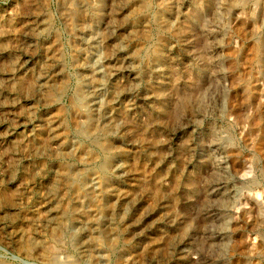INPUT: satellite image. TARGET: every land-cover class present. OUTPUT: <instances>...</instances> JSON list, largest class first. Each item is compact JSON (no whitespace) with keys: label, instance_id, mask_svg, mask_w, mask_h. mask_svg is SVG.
<instances>
[{"label":"rangeland","instance_id":"rangeland-1","mask_svg":"<svg viewBox=\"0 0 264 264\" xmlns=\"http://www.w3.org/2000/svg\"><path fill=\"white\" fill-rule=\"evenodd\" d=\"M262 1H250L241 7V9L243 8L241 11L240 6L229 9V0H150L148 9H146L147 16L146 18L143 17V23H145V26L147 24L146 27L149 29V34L145 38H141L134 32L139 28L133 26L136 21H140L135 18L139 16L141 11L138 0H88L89 3H93L96 6L100 5L99 15L88 13L87 8L82 7L81 1H76L73 6L78 12L76 17L78 21L75 24L67 22L66 19L64 20L62 16L63 6L60 0H0V22L3 23L0 50L8 52V55L10 54L9 59H6V55H4L5 57L2 56L4 59L2 58L3 61H0V68L2 69L0 73L3 74L5 72V75H9L11 83H15V81L24 83L34 78L36 85L40 86V88L42 87L41 89L57 94L56 101H54L46 99L47 93L40 96L33 90L17 88V83L12 88L11 86L1 87L2 105H0V108L3 109V114L7 113L9 116L6 115L7 119L0 126V131L2 132L15 126H22L25 128L24 134L29 135V142L39 143L47 136L45 122L51 116L55 120L57 127L55 134H58L57 139L44 141V149H38L37 151L27 145L29 142H25L20 151L17 148L12 154L13 166L9 163L8 152H11L12 147L16 148L17 140L20 137H13L9 142L5 143L7 147L4 153L6 161L4 163L0 161V179H2L3 184L0 189V264H53L48 260L49 257L43 256V248H45L46 254L51 251V248L64 249L72 264H264V242L260 240V236L255 232L258 224H261V221L263 222L264 220V76L257 65L260 41L264 38V21L262 22L258 17V7ZM163 2H167L168 6L162 7L161 4ZM29 3L31 8L36 9L30 8L28 14L20 13L19 5ZM10 12L12 13L10 22L13 32L6 26ZM109 13L112 14V18L109 17ZM157 18L167 21L170 26L179 23L183 28L181 33H170L160 27H156ZM41 20H44L46 25L45 27L42 26V30L37 33L33 30V27L37 28ZM28 28H32L33 32L28 31ZM159 40L164 41L166 48H170L168 52L166 51L161 55L162 58L159 59L161 60L159 62L168 64L170 62L169 59H172L171 63L177 70V75L184 82H186L184 75L186 76L188 68H191L190 75H192L193 81L182 85L180 89L183 93L189 92L188 95H191L194 101L192 104L194 112L191 116L182 105L185 113L183 111L179 113L181 117L173 125L175 128L172 127L171 129L168 126L165 129L156 124L155 115L150 113L152 109L150 105H155L157 101L149 95H151L150 91L155 90L158 83L156 75H153L155 73L151 72V68L150 73L144 79L140 71H134L133 74L136 75L137 82L134 85H130L129 88L123 89V85L127 82L128 72L124 73L123 78L119 76L115 79L112 85H108L109 87H104L98 94L99 103L104 105L109 90L114 91V89L119 93H126L124 96L126 101L123 100L125 105L123 101L116 103V107L120 108V116L116 115L115 110L119 109L114 106H111L112 109L106 110L108 112L107 115H112L113 117L110 121L109 118L102 120L89 115L95 121L93 122L94 127L90 129L91 132L96 134V132L100 131L101 139L107 141L111 146L110 151L107 153L109 162L105 168L104 175L109 190L103 194L100 192L99 172L96 167L87 162L89 159L99 161L101 153L92 145L88 134L87 136L81 133L78 134L74 128L77 121L79 122L81 119L75 115L71 100L77 98L83 107L84 105L87 106L89 101L78 95L80 94L79 88L82 85L83 89L86 85L90 88L97 84V81H84L86 78L84 76L87 74L84 62L99 66L101 71L104 69L100 73V78H97L99 82L102 81L101 83H104L106 82L109 68V64H107V46L111 42L119 47L121 51L126 49L133 51L134 48L153 46ZM15 44H22L24 48L14 47ZM188 45L191 48L187 47ZM202 45L204 47H201ZM204 51H208L211 56L209 58L216 60L218 66L220 65L218 73L213 72L215 74L213 77H209L203 65ZM152 62L149 66L152 65ZM45 63L59 67L58 70L62 72L59 71L60 75L57 76L53 72L52 74L50 71H46L47 69H44L46 72L43 71ZM17 65H21L19 69H17ZM186 65L188 66L185 67ZM39 69H42L43 73H45L41 75L42 72L40 73ZM58 84L61 85L58 86ZM133 102H136V104L131 106ZM126 104L132 108V114L130 115L124 114L121 109L123 107L127 108ZM81 109L83 110V108ZM65 110H67V113ZM104 111L103 108L99 110L101 116ZM107 115L104 117H107ZM103 123L106 124V127L111 123L114 129L108 132L107 129H103L106 128ZM142 128H146L147 136L155 133L160 134V139L164 142V146L156 149L154 154L156 155L158 152L161 155V161H158L153 155H149L145 151L146 148L139 143L137 136L133 138L132 143L127 139L126 135H128V132L135 135V131ZM213 132L220 140L214 141L210 139V135ZM188 135L189 142L186 141V136ZM180 147H186L187 150L191 149V159L186 160L183 164L180 160H182L184 154L181 152ZM220 149H224L222 154H220ZM95 150L98 151L96 152ZM51 154L52 156H50ZM185 154H189V152ZM250 160L252 164L247 168L248 164L245 165V163ZM64 165L74 167L79 174L85 171L83 177L78 176V178L80 177L79 183L83 181L84 185L87 181V184L91 178H95L98 182L96 185L97 191H99L97 198H83L84 207L92 210L89 216L91 215L90 217L97 219L103 218L104 211L102 207L106 203L116 204L123 196L129 195L131 188L138 182L135 177L129 178L124 172L116 171V167L123 166L127 168L128 166H133V169H136L135 173H138L140 178L145 176L146 179L152 180L157 179L158 167L168 169L167 175L159 179V181L170 184L173 178L176 177L174 179L175 182H180L179 185L181 186L176 192L179 202H182L184 206L178 208V214L180 215L182 211H185L186 215L192 213L191 217L193 220L191 223L195 227H187L184 236L176 238L173 241V247L167 253L160 251L156 254H151L144 249L148 240L157 236L155 232L159 233L158 229L169 231V226L166 224H159L157 229H148L144 225L141 229L142 231L137 230V234L130 236L127 241L119 242L120 245L117 244L113 248L114 250L108 248L109 241L104 238L105 235L99 227L95 228V231L88 229L87 233L91 235L90 240L96 250L92 253V258L81 256L79 250L75 249V247L72 248L69 245L70 243L66 242L63 245L53 243L55 240L47 234L45 224L40 220L43 218V213L34 214L33 210L38 204L40 205L43 196L42 191L46 184L57 178ZM212 170L217 173V176L213 178L211 176L210 179L213 180V184L210 183L207 186L208 182L204 181L206 180L204 176L208 172L212 173ZM7 171L11 173L9 179L6 178ZM191 175L199 182V188L196 192H189L185 188L186 180ZM104 177L101 178V181L104 180ZM251 180L253 181L248 183ZM21 183L22 185L26 183V186H22ZM215 184H218V186ZM77 186L78 184H74L71 191H75ZM22 188L26 191H23ZM223 189L227 192L229 189L235 190V193L232 192L235 195L234 198L230 197V201L226 202L227 204H222L219 200L220 196L218 193L221 190L224 191ZM14 190L18 192L14 195V201L2 199L3 195L10 196ZM206 191L210 192V194H207ZM19 193L21 195L17 196L16 194ZM15 202L20 206V211H11L8 208ZM145 204L151 206L148 199H145ZM159 207L154 208V210L159 209ZM100 209L101 211L99 212ZM123 211L113 216L115 223L122 222L123 218L132 212L129 207L124 208ZM204 213L211 215L212 220L207 218L204 222ZM155 217L161 216L155 215ZM216 217L225 218V225H217L215 222ZM25 229L36 230V236L38 239L43 238L42 241L45 242H42V244L46 247L40 248L35 243H26L25 235L19 237L22 233L12 243H7V236H11L9 231L14 233L15 231H25ZM76 230V228L70 226L66 232L67 234H73ZM82 233L83 231L78 232V236L80 235L81 237L80 243L86 242V239L81 236ZM224 233L227 234L223 235ZM224 236H227V239H224ZM221 238L226 241V244L220 253L216 248L218 243H222L220 242ZM23 247L26 248V253H24Z\"/></svg>","mask_w":264,"mask_h":264},{"label":"bare ground","instance_id":"bare-ground-1","mask_svg":"<svg viewBox=\"0 0 264 264\" xmlns=\"http://www.w3.org/2000/svg\"><path fill=\"white\" fill-rule=\"evenodd\" d=\"M52 1V0H51ZM76 1H81V3L83 4L82 7L87 8L88 13H91L92 15H99L100 14V5L96 6L93 3H89L88 0H60L63 9H62V16L64 18V20L66 19L67 22L71 23V24H75L76 21H78L76 19L78 12L76 11V9L74 8V3ZM100 1V0H99ZM132 1V0H131ZM150 0H138L139 5L141 6V11L139 16L135 17L137 20L140 21H136L135 25L133 24V26L138 27L139 29H136L134 32H136L139 37L141 38H145L148 34H149V29L145 23H143V17L146 18L147 16V10L148 9V2ZM163 1V0H162ZM167 1V0H166ZM179 1V0H177ZM204 1V0H203ZM256 2L258 0H229L228 4H229V9L230 8H235L237 6H240V10L242 11L241 7L244 6L245 4H247L248 2ZM36 2V1H35ZM59 2V1H57ZM174 2V1H173ZM220 2V1H219ZM225 2V1H224ZM223 2V4H224ZM106 3V2H104ZM259 3V2H258ZM88 4V5H87ZM113 4V2H112ZM152 4V3H151ZM156 4V3H155ZM159 4V3H158ZM170 4V3H169ZM173 4V3H172ZM31 4H21L19 5V8L21 11H19L20 13L23 14H28L29 9L31 8L30 6ZM79 5V4H78ZM136 5V4H135ZM175 5V4H174ZM180 5V4H179ZM59 6V5H58ZM104 6V5H103ZM157 6V5H156ZM162 7H167L168 3L167 2H163L161 4ZM184 6V5H183ZM185 6H187L185 4ZM191 6V5H190ZM248 6V5H246ZM252 6V5H251ZM108 7V6H107ZM250 7V5H249ZM33 8V7H32ZM31 8V9H32ZM102 8V7H101ZM134 8V7H133ZM169 8V7H168ZM218 8V7H217ZM251 8V7H250ZM259 13H258V17L259 20H261L262 22L264 21V0L260 3L259 7ZM36 8H33V10H35ZM58 9V8H57ZM56 9V10H57ZM78 9V8H77ZM103 9V8H102ZM129 9V8H128ZM170 9V8H169ZM175 9V8H174ZM177 9V8H176ZM181 9V8H180ZM197 9V8H196ZM237 9V8H236ZM235 9V10H236ZM79 10V9H78ZM156 10V9H155ZM192 10V9H191ZM194 10V9H193ZM112 11V9H111ZM149 11V10H148ZM127 12V11H126ZM125 12V13H126ZM131 12V11H130ZM139 12V11H138ZM152 12V11H151ZM162 12V11H160ZM177 12V11H176ZM237 12V11H236ZM45 13V12H44ZM136 14V13H135ZM150 14V13H149ZM185 14V13H184ZM250 14V13H249ZM87 15V14H85ZM103 15V14H102ZM221 15V14H220ZM9 18L6 21L7 23V27L11 29V31L13 32V29L11 27V22L10 20H12V18H10L12 16V13L10 12L8 14ZM44 16V15H43ZM155 16H157L155 14ZM228 16V15H227ZM38 17V16H37ZM42 17V16H41ZM94 17V16H93ZM109 17L112 18V14L109 13ZM149 18V17H148ZM93 19V18H91ZM129 19V18H128ZM215 19V18H214ZM15 20V19H14ZM96 20V19H95ZM126 20V19H125ZM256 20V19H255ZM2 21V20H1ZM87 21V19H86ZM101 21V20H100ZM113 21V20H111ZM131 21V20H130ZM191 21V20H190ZM221 22V21H220ZM37 23V22H35ZM64 23V22H62ZM68 23V24H69ZM156 27H160L162 30H166L167 32L170 33H178L180 34L182 31V26L179 23H176V25L170 26L167 21L162 20L157 18L156 19ZM223 23V22H222ZM32 24V23H31ZM34 24V23H33ZM150 24V23H148ZM153 24V23H152ZM193 24V22H192ZM260 24V23H259ZM46 22H44V20H41L38 27L35 28L33 27V30L37 33H39V30H42V26L45 27ZM155 26V25H154ZM199 26V25H198ZM227 27V26H226ZM3 28V23L0 22V36L2 35V29ZM22 28V27H21ZM224 28V27H223ZM23 29V28H22ZM32 29V28H31ZM31 29L28 28V31H30L31 33L33 32ZM92 29V28H91ZM116 29V28H115ZM260 30V29H259ZM16 31V30H15ZM76 31V30H75ZM5 32V31H4ZM82 32V31H81ZM228 32V31H227ZM259 32V31H258ZM17 33V32H16ZM107 34V33H106ZM119 34V33H118ZM156 34V33H155ZM154 34V35H155ZM261 34V33H260ZM132 35V34H131ZM7 36V35H6ZM36 36V35H35ZM75 36V35H74ZM254 36V35H253ZM256 36V35H255ZM43 37V36H42ZM259 37V35H258ZM3 38V37H2ZM28 38V37H27ZM149 38V37H148ZM172 38V37H171ZM257 38V37H256ZM262 38V37H261ZM260 38V39H261ZM34 39V38H33ZM163 39V38H162ZM259 39V38H258ZM5 40V39H4ZM8 40V39H7ZM133 40V39H132ZM154 40V39H153ZM37 41V40H36ZM107 41V40H106ZM110 41V40H109ZM117 41V40H116ZM201 41V40H200ZM3 42V41H1ZM31 42V41H30ZM144 42V40H143ZM151 42V41H149ZM166 42V41H165ZM259 42V41H258ZM90 44V43H89ZM108 44V43H107ZM106 44V45H107ZM135 44V43H134ZM157 44V45H156ZM7 45V44H6ZM140 46V45H139ZM14 47L17 48H24V45L22 44H15ZM33 47V46H32ZM31 47V48H32ZM85 47V46H84ZM83 47V48H84ZM108 50H107V57H108V63L109 64V68L107 70V78H106V82L101 83L98 81L97 78H100V73L104 71H101L99 66H95L93 64H87L84 62V65L87 69V74L84 81L89 82L91 81H97V84L94 87H87V85L84 83L85 88L83 89V85L82 87L79 88V92L82 98H86L88 99V105L83 107V105L80 104V101L77 98H74L71 100V106L73 108V111L75 112V115L80 118L81 120L78 122L77 124L74 125L75 128V132H77L78 134H83L85 136L90 137V142L92 143V145L94 147H96L99 152L101 153V158L99 159V161H93L91 159H89L90 165H93L94 167H96V169L98 170V174L100 175L99 178V182H101V191L103 194H105V192H108V184H107V180L105 179L104 175H105V168L108 166V162H109V158L107 156V153L110 151L111 146L109 145V143H107V141L102 140L99 132L96 134H94V132H91V128L94 127L93 122H95L94 120H92V117H89V115L94 116L95 118H100V119H106L109 118V121L111 119H113L112 115H107L108 112H106V110L112 109L111 106L116 107V103L118 102H122L123 100H125V94L124 92L119 93L117 90L114 89L113 90H109L108 92V97L106 98V102L103 104L99 103L100 99L98 94L100 93V91L105 87H109L108 85H112L113 81L115 79H117L119 76H121L123 78L124 73L128 72L129 75L126 77L127 82L126 84L123 85V89L124 88H129L130 85H134L137 82L136 79V75H134V71H140V73L143 75V79L144 77L150 73L149 71L150 68L152 69L151 72H154L156 75V79H157V87L155 88L154 91H150L149 96L154 97V99L157 101V103L155 105H150V107L152 108L150 110L151 114L155 115V119H156V124H158V126L162 127V128H167L168 126L174 127L173 125H175V123H177L176 121L181 117L179 116L180 112H184V110L182 109V105L184 106V109L191 114H193L194 112V108H193V100L191 95H188L189 92L187 93H183L180 89V87L182 85H185L187 83H190L193 81L192 79V75H190V71L191 68H188L187 71V75H184V80L186 82H184L180 76L177 75V70H175L174 65L171 63L172 59H169V63L165 64L164 62H159L162 58V54H164L166 51L168 52L170 50V48H166L164 41L159 40L158 42L155 43V45L150 46V47H141L139 49L134 48V50H120L119 47H117L115 44H113L111 42V44H109L108 46ZM129 47V46H128ZM189 48H191L189 45L187 46ZM201 47H204V45H202ZM7 48V47H6ZM27 48V47H26ZM61 48V47H60ZM59 48V49H60ZM187 48V49H189ZM209 48V47H208ZM2 49V48H1ZM175 49V48H174ZM50 50V49H49ZM153 50V51H152ZM44 51V50H43ZM57 51V50H56ZM22 52V51H21ZM259 52V51H258ZM36 53V52H35ZM34 53V54H35ZM59 53V52H58ZM87 53V52H86ZM105 53V52H104ZM190 53V52H188ZM16 54V53H15ZM47 54V53H46ZM49 54V53H48ZM89 54V52H88ZM102 54V53H101ZM4 55H6V59L10 58L8 55V52L6 51H2L0 50V61H3L2 58L4 59ZM52 55V54H51ZM56 55V54H55ZM4 56V57H2ZM85 56V55H84ZM103 56V55H102ZM39 57V56H38ZM208 51H204V55H203V65L205 66V69L208 72L209 77H213L215 76V74L213 72H217L220 69V65L218 66L217 61L213 60ZM172 58V57H171ZM191 58V57H189ZM47 59V58H46ZM55 61V60H54ZM84 61V60H83ZM153 61V62H152ZM187 61V60H185ZM192 61V60H191ZM29 62V61H28ZM57 62V61H56ZM62 62V61H61ZM89 62V61H88ZM152 62V65L149 66V64ZM14 63V62H13ZM18 63V62H17ZM55 63V62H54ZM36 64V63H35ZM81 64V63H80ZM14 65V64H13ZM27 65V64H26ZM63 65V64H62ZM83 65V64H82ZM257 65L260 67V71L262 73V75L264 76V38L261 39L260 41V53L257 56ZM21 65H17V69L20 68ZM81 66V65H80ZM188 65H186L185 67H187ZM10 67V66H9ZM256 67V66H255ZM24 68V67H23ZM28 68V67H27ZM59 68V67H58ZM57 67H55L54 65H49V64H44V68L43 71H45L44 69H47L46 71H50L51 73L53 72L55 75L59 76L60 72H62L61 70H58ZM103 68V67H102ZM258 69V67H257ZM4 70V69H3ZM7 70V69H6ZM41 75H43V71L42 69H39ZM205 70V71H206ZM2 71V69L0 68V72ZM20 71V70H19ZM24 71V70H23ZM60 71V72H59ZM32 72V71H31ZM39 72V71H38ZM83 72V71H81ZM201 72V71H200ZM21 73V72H19ZM52 73V74H53ZM22 74V73H21ZM79 74V73H78ZM12 75V74H11ZM36 75V74H35ZM80 75V74H79ZM84 75V74H83ZM105 75V73H104ZM126 75V74H125ZM30 76V75H28ZM52 76V75H51ZM82 76V75H80ZM191 76V77H190ZM36 77V76H35ZM61 77V76H60ZM28 78V77H27ZM43 78V77H42ZM56 78V77H55ZM59 78V77H58ZM65 78V77H64ZM140 78V77H139ZM82 79V78H81ZM141 79V78H140ZM153 79V78H150ZM261 79V78H260ZM17 80V79H16ZM20 80V79H19ZM29 80V79H27ZM100 80V79H99ZM142 80V79H141ZM147 80V79H146ZM262 80V79H261ZM54 81V80H53ZM61 81V80H60ZM67 81V80H66ZM124 81V80H123ZM63 82V81H62ZM92 82V83H93ZM17 83V81L12 82L11 83V78L9 77V75H5V72L2 74L0 73V88L3 86H11L14 87V85ZM151 83V82H150ZM153 83V82H152ZM36 80L34 78L30 79L29 81H26L24 83H17V88L20 89H29V90H33L36 93L40 94V96L45 95V93H47L46 95V99L48 100H54L56 101L57 98V94L54 92L50 93L47 90H43L40 88V86L36 85ZM42 84V82H41ZM143 84V83H142ZM263 84V83H262ZM48 85V84H47ZM46 85V86H47ZM61 85V84H60ZM58 84V86H60ZM150 85V84H149ZM139 86V85H138ZM50 87V86H49ZM55 87V86H54ZM65 87V86H64ZM115 87V86H114ZM261 87V86H260ZM10 88V87H9ZM16 88V89H17ZM57 88V87H56ZM110 88H112V86H110ZM132 88V87H131ZM263 89V88H262ZM108 90V89H107ZM130 90V89H129ZM136 90V89H135ZM147 90V89H146ZM127 92V91H126ZM22 93V92H21ZM60 93H61V89H60ZM74 93V92H73ZM132 93V92H131ZM2 94V93H1ZM149 94V93H148ZM77 95V96H78ZM103 95V94H102ZM2 95H0V105H2ZM19 96V95H18ZM27 96V94H26ZM25 96V97H26ZM31 96V95H30ZM69 96V95H68ZM134 96V95H133ZM70 97V96H69ZM72 97V96H71ZM80 97V96H79ZM80 97V98H81ZM132 97V96H131ZM7 98V97H6ZM28 98V97H27ZM39 98V97H38ZM102 98V97H101ZM15 99V98H13ZM68 99V98H67ZM143 99V98H142ZM23 100V99H22ZM84 100V99H83ZM43 101V100H42ZM123 101V104L125 105ZM141 101V100H140ZM103 102V101H102ZM69 103V101H68ZM141 103V102H140ZM21 104V102H20ZM83 104V103H82ZM136 104V102L132 103V105ZM5 105V104H4ZM122 105V104H121ZM26 106V105H25ZM49 106V105H48ZM47 106V107H48ZM82 106V107H81ZM102 106V108L105 110L104 114L101 116L99 113V110L102 109L100 108ZM127 106V104H126ZM131 106H127L121 108L124 112V114L130 115L132 114V108ZM22 107V106H21ZM80 107V108H79ZM130 107V108H129ZM15 108V107H14ZM68 108V107H67ZM79 108V109H78ZM83 108V110L81 109ZM117 108V107H116ZM1 109V108H0ZM65 109V108H64ZM119 110H115L116 115L120 116V108H117ZM12 110V108H11ZM25 110V109H24ZM52 110V109H51ZM154 110V111H153ZM216 110V109H215ZM3 109L0 110V126H2L5 123V120L7 119L6 115L7 113L3 114L2 113ZM62 111V110H61ZM67 113V110H65ZM69 111V110H68ZM71 111V110H70ZM60 114V112H58ZM111 113V112H110ZM185 113V112H184ZM31 114V113H30ZM52 114V113H51ZM65 114V113H63ZM62 115V114H61ZM74 115V114H73ZM105 115H107V117H104ZM9 116V115H7ZM26 116V115H25ZM48 116V115H47ZM69 117V116H68ZM48 118V117H47ZM183 118V117H182ZM191 118V117H190ZM193 118V117H192ZM21 119V118H20ZM36 119V118H35ZM68 119V118H65ZM147 119V118H146ZM187 119V118H186ZM79 120V119H78ZM99 120V119H98ZM190 120V119H189ZM19 121V120H18ZM45 121V120H44ZM64 121V120H63ZM68 121V120H67ZM74 121V120H73ZM106 122V121H105ZM185 122V121H184ZM8 123V122H7ZM64 123V122H63ZM69 123V122H67ZM99 123V122H98ZM117 123V121H116ZM128 123V122H127ZM104 124V123H103ZM140 124V123H139ZM150 124V123H149ZM46 125V132H47V136L44 137V139H42V142H29V135H25L24 131L25 128L22 126H15L11 129H6L4 131H0V161L2 163H4L6 161V158L4 156L5 150H6V144L7 142H9L13 137L19 136L20 138L17 140V144H16V148H11V152H8V158H9V163L12 165L14 164V160H12V154L15 152V150L18 148V150H21V147H23L25 144V142H29L27 145H29V147L31 149L34 150H38V149H44L43 146H45L44 141L46 142L47 140H53L57 137L58 134H55L57 131V127L55 124V120L53 118H48L47 121L45 122ZM32 126V125H31ZM36 126V125H35ZM66 126V124H65ZM248 126V125H247ZM28 127V126H26ZM34 127V126H33ZM96 127V126H95ZM104 127H106V124H104ZM144 127V126H143ZM237 127V126H236ZM243 127V126H242ZM31 128V127H30ZM39 128V127H38ZM68 128V127H67ZM3 129V128H2ZM103 129H107L108 132H111L114 127L111 125L107 126L106 128ZM22 130V131H21ZM29 130V129H28ZM99 130V129H98ZM31 131V130H30ZM169 132V131H168ZM45 133V132H44ZM72 133V132H71ZM103 133V132H102ZM106 133V132H105ZM117 133V132H116ZM173 133V132H172ZM176 133V131H175ZM35 134V133H34ZM31 134V135H34ZM118 134V133H117ZM115 134V135H117ZM65 135V134H63ZM75 135V134H74ZM105 135V134H104ZM114 135V134H113ZM169 135V134H168ZM183 135V134H182ZM127 139L132 143L133 142V138L137 136V139L139 141L140 144H142L144 146V148H146V152L149 155H153L155 159H158V161H161V155L157 152L156 155L154 154V151L156 149H160L162 146H164V142L162 141V139H160V134L155 133L154 135H150L147 136L146 134V128H142L140 130L135 131V135L132 133L128 132ZM177 136V135H176ZM255 136V135H254ZM31 137V136H30ZM67 137V136H66ZM77 137V136H76ZM110 137V136H109ZM119 137V136H118ZM106 138V136H105ZM175 138V137H174ZM178 138V137H177ZM251 138V137H250ZM57 139V138H56ZM121 139V138H120ZM210 139H213L214 141H218L220 139H218L217 135L213 132L210 135ZM224 139V138H223ZM34 140V139H32ZM63 141V139H61ZM73 140V139H72ZM182 140V139H181ZM41 141V140H40ZM89 141V140H88ZM127 141V140H126ZM170 141V140H169ZM184 141V140H183ZM186 141L189 142V135L186 136ZM231 141V139H230ZM49 142V141H48ZM56 142V141H55ZM251 142V141H250ZM50 143V142H49ZM113 143V142H112ZM119 143V142H118ZM177 143V142H176ZM75 144V143H74ZM252 144V143H251ZM90 145V144H89ZM88 145V146H89ZM71 146V145H70ZM75 146V145H73ZM136 146V145H135ZM141 146V145H140ZM251 146V145H250ZM9 147V146H8ZM75 148V147H74ZM73 148V149H74ZM128 148V147H127ZM137 148V147H136ZM141 148V147H139ZM52 149V148H51ZM65 149V148H64ZM135 149V148H134ZM175 149V148H172ZM178 149V148H177ZM57 150V149H56ZM67 150V149H66ZM69 150V148H68ZM78 150V149H77ZM97 150V151H98ZM181 152L184 154L182 156V164L186 161V160H190L191 159V149H188L186 147H180ZM221 153H223L224 149H220ZM254 150V149H253ZM54 151V150H53ZM61 151V150H60ZM96 151V150H95ZM96 151V152H97ZM228 151V150H225ZM41 152V151H40ZM165 152V151H164ZM186 152H189V154H185ZM202 152V151H201ZM229 152V151H228ZM49 153V152H48ZM115 153V152H114ZM143 153V152H142ZM145 153V152H144ZM175 153V152H174ZM227 153V152H226ZM254 153V152H252ZM251 153V154H252ZM110 154V153H109ZM213 154V153H212ZM16 155V154H15ZM18 155V154H17ZM23 155V154H22ZM29 155V154H28ZM40 155V154H39ZM64 155V154H63ZM79 155V154H77ZM130 155V154H128ZM127 155V156H128ZM172 155V154H171ZM181 155V154H180ZM254 155V154H253ZM52 156V154L50 155ZM57 156V155H56ZM91 156V155H90ZM100 156V155H99ZM144 156V155H143ZM47 157V156H46ZM85 157V156H84ZM122 157V156H121ZM129 157V156H128ZM220 157V156H219ZM224 157V156H223ZM259 157V156H258ZM257 157V158H258ZM41 158V157H40ZM62 158V157H61ZM135 158V157H134ZM133 158V159H134ZM145 158V157H144ZM150 158V157H149ZM153 158V159H154ZM80 159V158H78ZM86 159V158H85ZM93 159V158H92ZM120 159V158H119ZM146 159V158H145ZM169 159V158H168ZM225 159V158H224ZM249 159V158H248ZM46 160V159H45ZM67 160V159H66ZM82 160V159H81ZM87 160V159H86ZM98 160V159H97ZM115 160V159H114ZM121 160V159H120ZM124 160V158H123ZM126 160V159H125ZM246 160V159H245ZM255 160V159H254ZM257 160V159H256ZM259 160V159H258ZM264 160V159H263ZM29 161V160H28ZM50 161V160H49ZM56 161V160H55ZM61 161V160H60ZM63 161V160H62ZM75 161V160H74ZM122 161V160H121ZM128 161V160H127ZM142 161V160H141ZM146 161V160H145ZM168 161V160H167ZM260 161V160H259ZM262 161V160H261ZM23 162V161H22ZM43 162V161H42ZM66 162V161H65ZM69 162V161H68ZM143 162V161H142ZM253 162V161H252ZM70 163V162H69ZM113 163V162H112ZM118 163V162H117ZM141 163V162H139ZM176 163V162H175ZM42 164V163H41ZM45 164V163H44ZM62 164V163H61ZM87 164V163H86ZM145 164V163H144ZM147 164V163H146ZM165 164V163H164ZM167 164V163H166ZM248 164V165H247ZM251 160L247 161L245 163V165H247V168L250 167ZM67 165V164H66ZM88 165V164H87ZM112 165V164H111ZM13 166V165H12ZM217 166V165H216ZM9 167V166H7ZM32 167V166H30ZM39 167V166H38ZM49 167V166H48ZM47 167V168H48ZM36 168V167H35ZM58 168V167H57ZM56 168V169H57ZM140 168V167H139ZM116 171L118 172H124L127 177L131 178V177H135L136 179H138V182L136 185H134L131 188V193L129 195H125L123 196V198L119 199L118 202L116 204H110V203H106L104 207H102L103 211H104V216L102 219H97L94 217H90L89 213H91L92 210L90 209H86L88 207H84V203H83V198H97V194L99 191H97V184L98 182L96 181L95 178H91L88 180V183L83 185V181L81 183L78 182L80 177H83L85 175V171L82 172L81 174L78 173V170H76L74 167H70V166H63L61 168V172L59 173V175L57 176V178L55 180L50 181L49 183L46 184V186L44 187L43 191H42V201L40 202V205L38 204L36 207H34L33 213L34 214H41L43 213V218L40 219L41 222L43 221V223L45 224V229L47 234L53 239L55 240L53 243H57L58 245H63L64 243H70L69 245L77 250H79V253L81 256L83 257H91L92 253L95 250V247L92 245V241L90 240L91 235H89L87 233L88 229H95L97 227L100 228V230L102 231V233L105 235L104 238L109 241V245L108 248L109 249H113L117 244H119V242L121 241H127V239L132 236L137 234V230H141L142 227H144V225H146V228L148 229H152V228H156L158 227L159 224H166L169 226V231H164L161 229H158L159 233H157V231L155 232L157 234V236L150 238V240H148V243L146 244L145 248L148 252H150L151 254H156L160 251H163L165 253L169 252L171 250V247H173V241L181 236H184L187 227L189 226H194L193 223H191V221L193 220L191 217V214H187L185 213V211H182L179 213L178 208H182V206H184L182 204V202H179V198L177 195V190L179 188V183L175 182L174 179H176V177H174L173 175V180L171 181L170 184H165L162 183L161 181H159V179L164 178L167 174V172H169L168 169H162L160 167H158L159 173L157 176L156 180H152V179H146L145 176L140 178L138 173H135V170L133 169V166L131 167H116ZM45 170V169H44ZM109 170V169H108ZM148 170V169H147ZM180 170V169H179ZM30 171V170H29ZM47 171V170H46ZM89 171V170H88ZM115 171V172H116ZM107 172V171H106ZM171 172V171H170ZM42 173V172H41ZM123 173V174H124ZM242 173V172H241ZM28 174V173H27ZM44 174V173H42ZM50 174V173H49ZM144 174V173H143ZM150 175V173H149ZM243 175V174H242ZM11 176V173L7 171V179H9ZM28 176V175H27ZM39 176V175H38ZM78 176H80L78 178ZM108 176V175H107ZM118 176V175H117ZM216 177L217 173L214 172L212 170V173L208 172L204 178L206 180L207 186L210 185V183L213 184V180H211L210 178ZM56 177V176H55ZM104 177V180L101 181V178ZM113 177V176H112ZM116 177V176H114ZM126 177V176H125ZM240 177V176H239ZM261 177V176H260ZM1 178V177H0ZM22 178V177H21ZM171 178V177H169ZM22 180V179H21ZM28 180V179H27ZM119 180V179H118ZM256 180V179H255ZM262 180V179H261ZM125 181V180H124ZM165 181V179H164ZM226 181V180H225ZM224 181V183H225ZM241 181V180H240ZM247 181V180H246ZM253 180L248 181V183H251ZM30 182V181H29ZM44 182V181H43ZM169 182V181H168ZM167 182V183H168ZM205 182V183H206ZM42 183V182H41ZM123 183V181H122ZM45 184V182H44ZM78 184L77 189L75 188V191L73 190V192L71 191L73 185ZM253 184V183H252ZM2 179H0V189L2 188ZM22 185V183H21ZM218 186V184H215ZM245 185V184H244ZM22 186H26V183H24ZM124 187V186H123ZM229 187V186H228ZM113 188V187H112ZM120 188V187H119ZM186 190L189 192H196V190L199 188V182L196 181V179L191 175L187 180H186ZM213 188V187H212ZM114 189V188H113ZM129 189V188H128ZM209 189V187H208ZM218 189V188H217ZM252 189V188H251ZM23 191H26L25 189L22 188ZM220 190V189H219ZM224 190V189H223ZM128 191V190H127ZM17 191L14 190V192H11L10 196L7 195H3V198L5 201H14V195ZM41 192V191H40ZM39 192V193H40ZM234 189H229V191H220L218 193L219 200L221 201L222 204L229 202L230 201V197L234 198ZM18 193V192H17ZM128 193V192H127ZM207 194H210V192H207ZM25 194V192H24ZM109 194V193H108ZM199 194V193H198ZM17 196L21 195L16 194ZM116 195V194H115ZM122 195V194H121ZM175 195H177V197H175ZM37 197V196H36ZM112 197V196H111ZM256 197V196H255ZM259 197V195H258ZM31 198V197H30ZM33 198V197H32ZM117 198V197H116ZM20 199V198H19ZM99 199V198H98ZM145 199H148L151 203V206L146 205L145 204ZM260 199V198H259ZM4 201V202H5ZM30 201V200H29ZM106 201V200H105ZM104 201V202H105ZM208 201V200H207ZM215 201H217L215 199ZM219 201V202H220ZM35 202V201H34ZM98 202V201H97ZM189 204H191L189 201H187ZM6 203V202H5ZM198 203V202H197ZM218 203V202H217ZM23 204V203H22ZM204 204V203H202ZM227 204V203H226ZM219 205V204H218ZM2 206V205H1ZM7 206V205H6ZM30 206V205H29ZM101 206V205H100ZM158 206L159 209H155ZM203 206V205H202ZM222 206V205H221ZM227 206V205H226ZM129 207L132 212L129 213L128 215H126L122 222L120 221V223H115L116 221L115 218H113L114 215H116V213H120V211H123L124 208ZM8 208H10L11 211H20V206H18V204L15 202L14 204L10 205ZM85 208V209H84ZM228 208V207H227ZM5 209V208H4ZM226 209V208H225ZM98 210V208H97ZM176 210H178V212H176ZM101 211V209L99 210V212ZM245 211V210H244ZM256 211V210H255ZM1 212V211H0ZM125 212V211H123ZM201 212V211H200ZM254 212V211H253ZM209 213V212H208ZM208 213H204V217H203V221L205 222L208 219L212 220L211 215H209ZM1 214V213H0ZM98 215V214H97ZM155 215H160L161 217H155ZM256 215V214H254ZM35 216V215H33ZM39 217V216H38ZM96 217V216H95ZM79 219V220H78ZM189 221V223H188ZM10 222V221H9ZM12 222V221H11ZM40 222V221H39ZM200 222V221H199ZM214 222V221H212ZM215 222L217 225L219 226H223L225 225V218H215ZM201 223V222H200ZM40 224V223H39ZM204 224V223H203ZM260 224V223H259ZM258 227H256L255 232L258 233V235L260 236V240L262 242H264V220L263 222L261 221V224ZM257 225V224H256ZM27 226V225H26ZM43 226V224H42ZM73 226L74 228H76L77 230L74 231L73 234H67V229ZM195 227V226H194ZM208 227V226H207ZM254 227V226H253ZM252 227V228H253ZM145 228V229H146ZM163 228V227H162ZM165 228V227H164ZM10 229V228H9ZM24 229V228H23ZM73 229V228H71ZM167 229V228H166ZM224 229V228H222ZM254 229V228H253ZM8 230V229H7ZM6 230V231H7ZM191 230V229H190ZM5 231V230H4ZM13 231V230H12ZM69 231V230H68ZM79 231H83V233L81 234V236L83 238L86 239V242L83 241L80 243V235L78 236V232ZM89 231V230H88ZM95 231V230H94ZM142 231V230H141ZM44 232V231H43ZM154 232V231H153ZM228 232V230H227ZM254 232V233H255ZM9 233L11 234V236H7V243H12L21 233L22 235H20L19 237H22L25 235L26 238V243L28 244H37V246H39L40 248L42 247H46L44 246V244H42V239H38V237L36 236V230H22L21 232H17L15 231L14 233L9 231ZM149 233V232H148ZM3 234V233H2ZM85 234V235H84ZM91 234V233H90ZM150 234V233H149ZM227 233H224L223 235H226ZM154 235V234H153ZM96 236V235H95ZM151 236V235H150ZM221 236V235H220ZM140 237V236H139ZM146 237V236H145ZM148 237V235H147ZM93 238V237H92ZM133 238V237H132ZM135 239V238H134ZM224 239H227V236H224ZM251 239V238H250ZM258 239V238H257ZM12 240V241H11ZM130 240V239H129ZM139 240V239H137ZM180 240V239H179ZM3 241V240H2ZM96 241V240H95ZM101 241V240H100ZM99 242V241H98ZM220 242L222 243H218L216 250L219 251L220 253L222 252V248L223 246L226 244V241H224L222 238L220 239ZM251 242V241H250ZM3 243V242H2ZM16 243V242H14ZM18 243V242H17ZM79 243V245H78ZM123 243V242H122ZM131 243V242H130ZM6 244V243H5ZM108 244V243H107ZM128 244V243H127ZM126 244V246H127ZM143 244V243H142ZM248 244V243H247ZM16 245V244H15ZM18 245V244H17ZM120 245V244H119ZM122 245V244H121ZM56 246V245H55ZM54 246V247H55ZM51 247V246H50ZM101 247V246H100ZM105 247V246H104ZM137 247V246H136ZM225 247V246H224ZM19 248V247H18ZM24 248V247H23ZM118 248V247H117ZM141 248V247H140ZM138 249V248H137ZM114 250V249H113ZM24 253L27 252L26 248L23 249ZM96 251V250H95ZM72 252V251H71ZM112 252V251H110ZM136 252V251H135ZM39 253V252H38ZM46 250L45 248H43V256L49 257V261L53 264H72L69 261L68 256L65 254V250L62 248H56L53 249L51 248V251L46 254ZM67 253V252H66ZM70 253V252H69ZM116 254V253H115ZM132 254V253H131ZM135 254V253H134ZM161 254V253H160ZM180 254V253H179ZM170 255V254H169ZM98 256V255H97ZM103 256V255H102ZM249 256V255H248ZM42 257V256H40ZM45 257V258H46ZM144 257V256H143ZM147 257V256H146ZM160 258V256H158ZM17 258V257H14ZM92 258V257H91ZM19 259V258H17ZM72 259V258H71ZM106 259V258H105ZM110 259V258H109ZM144 259V258H143ZM20 260V259H19ZM81 260V259H80ZM96 260V259H95ZM139 260V259H138ZM48 261V262H49ZM126 261V260H125ZM129 261V259H128ZM154 261V260H153ZM32 262V261H31ZM34 262V261H33ZM46 262V260H45ZM89 263V261H87ZM110 262V260H109ZM125 263V262H124ZM142 263V262H141ZM164 263V262H163ZM38 264V263H37ZM98 264V263H97ZM111 264V263H110ZM169 264V263H168ZM171 264V263H170ZM182 264V263H181Z\"/></svg>","mask_w":264,"mask_h":264}]
</instances>
